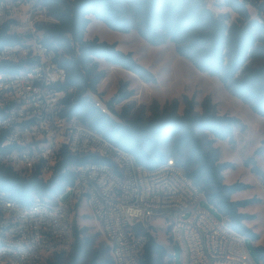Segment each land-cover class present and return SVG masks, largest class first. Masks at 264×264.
I'll list each match as a JSON object with an SVG mask.
<instances>
[{"label":"trees","instance_id":"trees-1","mask_svg":"<svg viewBox=\"0 0 264 264\" xmlns=\"http://www.w3.org/2000/svg\"><path fill=\"white\" fill-rule=\"evenodd\" d=\"M45 8L51 22L42 27V43L53 52L54 61L65 70L66 79L59 86L62 115L76 119L104 139L130 153L135 161L154 169L173 159L186 176L205 194L231 227L254 242L258 234L244 226L253 216L240 210L257 200L233 201L232 196L248 185L223 183V171L233 164L219 162L218 140H231L240 121L229 115H219L209 100L202 112L195 111L196 103L183 97V112L173 101L161 110L154 108L147 118L127 119V110L120 120L102 113L85 97L96 94L104 78L98 62L130 72L145 82L153 75L139 65L131 52H122L117 44L97 38L85 40L92 18L108 29L124 34L135 30L139 37L153 46L170 42L176 53L189 61L199 72L217 78L234 96L248 105L251 111L264 117V0H220L219 8L229 12L216 14L204 0H37ZM256 12L252 17L250 9ZM231 14L235 20L231 21ZM18 40L8 34L7 26L0 29V47ZM21 67L0 65V71L17 72ZM69 89L74 91L69 92ZM131 93L121 89L106 102L113 110L117 103L127 100ZM210 137V138H209ZM264 144V140H263ZM260 150L256 151L257 153ZM110 164L94 154L77 155L63 150L53 174L43 180L38 175L25 178L0 165V191L10 200L26 205L34 196L53 199L64 194L74 183L76 170L87 163ZM72 243L69 252H55L45 264H113L109 246L97 250L84 230L71 226ZM148 241L140 256V264H164L172 255L155 238ZM256 254L264 264V248Z\"/></svg>","mask_w":264,"mask_h":264},{"label":"built area","instance_id":"built-area-1","mask_svg":"<svg viewBox=\"0 0 264 264\" xmlns=\"http://www.w3.org/2000/svg\"><path fill=\"white\" fill-rule=\"evenodd\" d=\"M246 7L251 9L248 3ZM50 21L37 0H0V29L7 26L8 34L18 38L0 47V65L21 67L0 71V165L25 178L47 180L64 149L94 154L110 164L78 168L74 183L51 200L34 196L21 205L0 191V264H45L65 249L72 239L69 217L81 201L100 224L113 264H140L155 219L165 220L182 264H255L245 237L198 206L206 200L204 192L173 159L148 169L62 115L64 92L58 88L66 72L41 41L42 27ZM85 97L113 117L96 94ZM66 194L70 199L63 202Z\"/></svg>","mask_w":264,"mask_h":264},{"label":"rangeland","instance_id":"rangeland-1","mask_svg":"<svg viewBox=\"0 0 264 264\" xmlns=\"http://www.w3.org/2000/svg\"><path fill=\"white\" fill-rule=\"evenodd\" d=\"M204 1L216 14L229 12L228 9L218 7L220 0ZM250 14L256 17L253 8L250 9ZM235 18V15L231 14V21ZM95 38L109 44L116 43L117 49L122 52H131L137 63L146 68L154 78L152 82H145L130 72L101 60L98 62L99 70L104 72V78L97 86L96 95L103 102L109 101L119 89L131 93L127 100L115 104L113 110L107 106L116 120H120L118 115L124 110H127L128 120L137 117L147 119L152 115L154 108L161 110L175 100L179 102L178 112L181 114L184 109L183 97H187L196 103L197 113L202 112L203 103L209 100L217 114L229 115L240 121L241 125L234 129L231 140H218L213 146L219 151L220 163L233 164L231 168L223 171V183L231 185L238 182L248 185L246 190L235 193L232 200L252 198L257 200L240 212L253 216L243 224L258 234L259 240L254 242L251 238H245V245L254 263L262 264L255 249L258 246L264 248V117L254 114L248 105L231 94L217 78L199 72L189 61L176 53L170 42L153 46L139 37L135 30L128 34L112 31L92 18L85 40ZM258 150L260 151L257 153ZM69 199L70 196L66 194L62 201L67 202ZM198 206L208 211L221 225L229 226L228 220L206 200H201ZM188 215L189 213L186 217ZM69 220L70 226L75 224L79 229L84 230L95 249L102 251L108 246L101 226L93 217L86 202L81 201L74 206ZM149 224L156 242L164 246L168 254L172 253L174 256V263L173 261L169 263L168 257L163 263L182 264L178 247L168 238L165 220L155 219ZM71 243L72 239L62 250L68 253ZM52 257L53 255L49 256L48 260Z\"/></svg>","mask_w":264,"mask_h":264},{"label":"bare ground","instance_id":"bare-ground-1","mask_svg":"<svg viewBox=\"0 0 264 264\" xmlns=\"http://www.w3.org/2000/svg\"><path fill=\"white\" fill-rule=\"evenodd\" d=\"M264 191V190H263Z\"/></svg>","mask_w":264,"mask_h":264}]
</instances>
